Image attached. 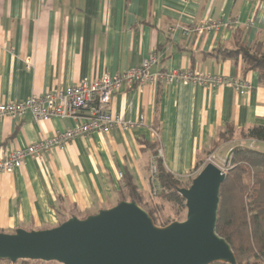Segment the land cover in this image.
<instances>
[{
  "label": "crops",
  "instance_id": "obj_1",
  "mask_svg": "<svg viewBox=\"0 0 264 264\" xmlns=\"http://www.w3.org/2000/svg\"><path fill=\"white\" fill-rule=\"evenodd\" d=\"M229 19L237 23L226 25ZM204 20L218 26L201 33L183 30ZM236 28L247 42L264 41V0H0V103L113 75L151 54L154 74L192 68L248 85L243 93L230 85L160 80L120 86L110 109L135 123L132 127L76 136L40 158L25 157L11 172H0V231L51 228L71 215L82 218L110 208L124 193L126 175L148 204L154 131L166 169L185 177L226 125L238 131L264 125V85L257 72L244 75L241 62L210 54L218 46L232 47ZM140 115L142 124L136 123ZM72 126L65 118L3 116L0 159Z\"/></svg>",
  "mask_w": 264,
  "mask_h": 264
},
{
  "label": "water",
  "instance_id": "obj_2",
  "mask_svg": "<svg viewBox=\"0 0 264 264\" xmlns=\"http://www.w3.org/2000/svg\"><path fill=\"white\" fill-rule=\"evenodd\" d=\"M235 147L229 149L225 165ZM226 173L206 162L187 187L185 217L154 224L135 201L121 200L84 218L71 216L45 229L0 231V259L60 264H235L229 244L215 232L219 187Z\"/></svg>",
  "mask_w": 264,
  "mask_h": 264
},
{
  "label": "trees",
  "instance_id": "obj_3",
  "mask_svg": "<svg viewBox=\"0 0 264 264\" xmlns=\"http://www.w3.org/2000/svg\"><path fill=\"white\" fill-rule=\"evenodd\" d=\"M233 36L232 47L218 46L210 54L216 58L230 59L234 63L241 62L242 74L245 75L249 70H254L257 72L258 82L264 85V41H245L239 28L234 30ZM233 130L235 129L232 125H226L225 129L218 134L214 145L219 144L220 140H231L232 137L228 134ZM240 131L246 139L264 143V125H254ZM158 143V139L154 137L151 147L152 159L156 164L153 184L158 187L155 196L170 204L176 212H181L185 209V200L178 193V188L187 187L192 175L185 178L170 173L164 166L162 158L157 155ZM203 161L198 160L193 173ZM226 167V176L219 187L215 232L229 244L235 257V264H264V148L238 146L232 151ZM122 190L124 193L119 201H135L141 206L142 201L137 192V186L129 175L124 177ZM146 211L152 217L154 224L158 226L171 222L159 223L153 215V209ZM69 217L60 220L58 224ZM0 260L9 261L8 259ZM16 262L40 264L44 261L18 259ZM57 264L60 263L57 262ZM210 264L229 263L216 261Z\"/></svg>",
  "mask_w": 264,
  "mask_h": 264
},
{
  "label": "built area",
  "instance_id": "obj_4",
  "mask_svg": "<svg viewBox=\"0 0 264 264\" xmlns=\"http://www.w3.org/2000/svg\"><path fill=\"white\" fill-rule=\"evenodd\" d=\"M236 23V19H229L226 25L234 26ZM216 26H218L217 21L204 20L198 25L183 30L188 33H201ZM169 29L171 30L172 27ZM155 61V55L151 54L148 58L141 60L138 65L113 75L104 73L95 79L81 80L65 88L50 89L39 95L32 94L23 100L0 103V118L3 116L21 118L28 113L33 121L47 120L52 117L73 121L71 128L57 131L49 137H43L11 150L0 159V172H11L22 165L25 157L40 158L43 153L54 147H63L76 136L90 132L107 133L114 127L121 129L132 127L135 123L126 121L121 115L112 112L110 109L111 97L122 85L139 87L160 80L167 83L182 82L203 86L230 85L240 93L248 88L243 79L209 74L192 68L169 69L167 72L154 74L149 72V68ZM136 123H143L142 115ZM153 134L159 139L156 131ZM157 155L162 158L160 147H158ZM155 172L156 164L151 159L149 162V179L153 195L158 192V187L153 184ZM118 178H123L122 172L118 173Z\"/></svg>",
  "mask_w": 264,
  "mask_h": 264
},
{
  "label": "rangeland",
  "instance_id": "obj_5",
  "mask_svg": "<svg viewBox=\"0 0 264 264\" xmlns=\"http://www.w3.org/2000/svg\"><path fill=\"white\" fill-rule=\"evenodd\" d=\"M231 137L233 138V140H228V141H221L220 140V145H214L213 149L206 153L205 155H203L202 157H200L199 161L201 162L202 160L203 163L208 162V159L210 158V160L217 165L218 167L222 168L224 170V172L226 173L227 171V165H225V160H226V156L227 153L229 151V149L233 148V147H238V146H246L248 145L249 147H261L259 146L258 142H256L255 140H249L246 139L244 137V134L241 131L238 130H233L230 134ZM231 155V154H230ZM230 158V156H229ZM201 165V166H202ZM201 166L197 169V171L201 168ZM195 171L192 175V177L195 175V173L197 172ZM148 175L149 172H148ZM188 175V176H190ZM188 176H185V178H187ZM150 180V179H149ZM151 183V181H150ZM147 200L149 201L148 204H144L141 203L143 206V208L145 210H151L153 209V215L156 217V220L159 223H163L166 221H173V220H182L185 217V209L182 210L181 212H176L175 209H173L170 204H168L167 202L159 199L158 197H156L155 195L152 194V189L151 186L149 188V192H148V198Z\"/></svg>",
  "mask_w": 264,
  "mask_h": 264
},
{
  "label": "bare ground",
  "instance_id": "obj_6",
  "mask_svg": "<svg viewBox=\"0 0 264 264\" xmlns=\"http://www.w3.org/2000/svg\"><path fill=\"white\" fill-rule=\"evenodd\" d=\"M208 162H211V163H213L211 160H209ZM214 164V163H213Z\"/></svg>",
  "mask_w": 264,
  "mask_h": 264
}]
</instances>
